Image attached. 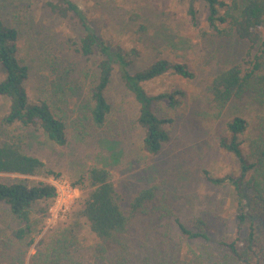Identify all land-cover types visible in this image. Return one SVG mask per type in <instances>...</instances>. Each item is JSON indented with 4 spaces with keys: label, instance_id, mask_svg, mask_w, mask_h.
<instances>
[{
    "label": "rangeland",
    "instance_id": "obj_1",
    "mask_svg": "<svg viewBox=\"0 0 264 264\" xmlns=\"http://www.w3.org/2000/svg\"><path fill=\"white\" fill-rule=\"evenodd\" d=\"M71 1L85 13L98 36L115 47L135 50L131 72L166 59L186 65L193 78L184 79L168 71L143 84L150 95L184 93L175 108L165 101L155 105L157 115L170 120L166 126L169 139L157 154L150 155L142 149L144 133L137 123L138 105L116 71L106 92L111 112L102 127L93 125L89 92L96 82L99 57L85 58L79 53L84 31L72 13L61 11L57 0H0V19L19 32V58L28 68L24 86L30 100L38 97L47 101L66 126L62 146L51 142L35 126L5 127L1 117L8 100L0 97V142L18 141L24 153L45 165L33 176L0 174V183L26 179L29 185L55 184L61 195L67 186L72 191L64 213L58 210L56 198L49 204L35 205L33 233L23 239L14 235L22 225L5 204H0V264H42L47 245L65 231L76 234L81 245L74 254L75 264H99L89 249L95 238L78 213L87 190L72 185L85 177L91 166L111 173L125 214L141 190L155 187L157 198L164 199L166 212L161 211L160 221L142 215L131 219L121 252L125 264H195L201 253L220 256L225 251L221 243L242 235L236 200L229 184H212L204 172L216 178L239 175L237 160L219 142L227 134L226 123L234 116L244 117L253 125L257 115L264 113V106L253 104L246 96L216 114L209 88L213 77L230 67L232 61L244 67L256 47L210 28L201 2L194 4L196 20L192 22L188 15L190 0ZM225 1L229 5L232 2ZM46 170L60 176L47 175ZM197 219L207 225V240L186 238L175 222L179 220L196 230Z\"/></svg>",
    "mask_w": 264,
    "mask_h": 264
},
{
    "label": "trees",
    "instance_id": "obj_2",
    "mask_svg": "<svg viewBox=\"0 0 264 264\" xmlns=\"http://www.w3.org/2000/svg\"><path fill=\"white\" fill-rule=\"evenodd\" d=\"M61 11L71 12L84 31L79 41V53L90 58L97 55L96 82L89 92L90 118L97 128L102 127L111 112V104L106 92L116 71L123 86L132 94L138 105L137 123L144 136L142 149L157 154L169 139L166 129L168 119L161 118L155 105L165 101L170 108L179 104L182 91L148 94L143 84L160 78L168 71L184 79L193 78V73L182 63H171L157 59L148 66L131 72L134 49L115 47L98 36L91 28L85 13L71 0H57ZM201 2L206 11L208 26L221 35H232L256 47L255 53L243 63L232 61L230 67L218 72L212 79L209 92L216 114H220L234 100L251 97L253 104L264 106V0H190L188 15L196 20L194 4ZM220 25H225L222 29ZM0 97L8 100V106L1 117L5 127L15 125L35 126L56 145L66 142L65 122L53 112L50 104L36 98L32 102L25 89L28 68L19 58V32L7 26L0 19ZM226 136L219 145L238 162L239 175L216 178L204 172L212 184H229L236 200V219L239 232L234 240L221 243L225 251L220 256L201 253L195 264H264V113L257 115L253 125L241 116H234L226 123ZM242 146L246 147V152ZM45 168L37 157L23 152L18 141L4 139L0 142V174H14L22 177L33 176ZM46 174L60 176L51 170ZM80 191L87 190L80 201L79 215L85 220L95 242L92 247L95 262L102 264H125L121 252L124 237L131 219L135 216H150L153 221L163 218L164 199L157 198L155 187L141 190L130 202L129 212L121 209L119 197L114 187L111 173L102 167L91 166L85 177L72 182ZM55 188L49 183L38 182L29 185L26 179L11 183H0V204H5L11 216L22 227L14 232L18 239L33 233L35 205L50 201L55 197ZM46 212L47 207L44 209ZM43 211V212H44ZM166 216V214H165ZM180 233L188 239L207 240L206 223L196 220L193 230L179 220L175 221ZM72 233V232H71ZM63 232L47 245L42 264H75L74 254L80 248L74 233ZM33 238L28 242L32 243ZM111 259H108V255Z\"/></svg>",
    "mask_w": 264,
    "mask_h": 264
},
{
    "label": "built area",
    "instance_id": "obj_3",
    "mask_svg": "<svg viewBox=\"0 0 264 264\" xmlns=\"http://www.w3.org/2000/svg\"><path fill=\"white\" fill-rule=\"evenodd\" d=\"M49 184L55 188L56 195L54 198H56L58 210L61 211L62 213L66 212V210H68V202L72 198L71 188L67 186V188H65L66 193L61 195L60 191L58 190V187L55 184H51V183Z\"/></svg>",
    "mask_w": 264,
    "mask_h": 264
}]
</instances>
